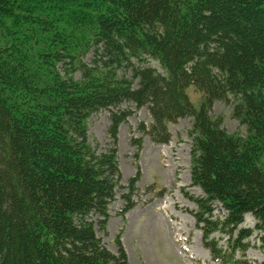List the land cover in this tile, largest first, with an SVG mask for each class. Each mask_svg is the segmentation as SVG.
<instances>
[{
  "label": "trees",
  "instance_id": "obj_1",
  "mask_svg": "<svg viewBox=\"0 0 264 264\" xmlns=\"http://www.w3.org/2000/svg\"><path fill=\"white\" fill-rule=\"evenodd\" d=\"M188 87L203 94L199 108ZM216 100L244 137L212 115ZM142 107L151 121L136 131L154 142L193 118L190 178L203 192L190 196L193 217L214 259L235 264L253 232L239 227L244 215L264 231V0H0V264H128L119 235L114 251L102 235L110 203L136 205L139 172L122 183L116 138ZM101 110L111 144L99 152L86 123Z\"/></svg>",
  "mask_w": 264,
  "mask_h": 264
},
{
  "label": "rangeland",
  "instance_id": "obj_2",
  "mask_svg": "<svg viewBox=\"0 0 264 264\" xmlns=\"http://www.w3.org/2000/svg\"><path fill=\"white\" fill-rule=\"evenodd\" d=\"M92 53L89 51L84 56V61L90 62ZM61 68L57 62L54 69L60 75L63 74ZM71 76L73 80L80 79L79 71L73 72ZM186 93L193 106L199 108L203 102V94L194 87H188ZM108 114L107 110H101L89 116L86 123L89 141L94 140L99 152L111 144L107 133L110 123ZM212 115L222 120V126L228 134L242 137L246 135V126L232 115L230 103L214 101ZM150 121L147 108L142 107L135 112L133 109V114L118 127L116 158L122 183L126 184L128 179L139 172L135 184L136 205L122 213L123 202L120 197L110 203L107 234L102 235V240L108 249L114 251V238L119 235L128 264H220L211 259L209 250L203 246L201 232L192 216V211L197 206L189 196L203 195L201 189L192 185L190 180L192 140L188 131L193 118L185 116L168 123L166 132L171 135V140L167 144L154 143L150 135H141L136 131L139 122L148 124ZM132 137L141 138L139 146L132 142ZM259 147L256 160L263 168L264 140ZM148 187L154 189L147 191ZM163 191V196H155ZM213 213L214 217L223 218L225 210L220 203H215ZM254 224V217L248 213L241 226L253 228ZM211 237L218 248H228V237L225 233L216 231ZM249 243L245 251V262L248 260L250 264H264V231L254 230L249 237ZM239 257L240 253L236 251L234 259Z\"/></svg>",
  "mask_w": 264,
  "mask_h": 264
}]
</instances>
